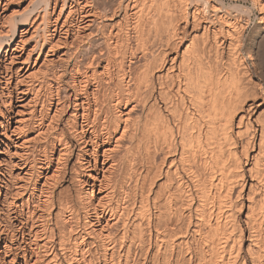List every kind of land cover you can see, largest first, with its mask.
I'll return each instance as SVG.
<instances>
[{"label": "bare ground", "instance_id": "1", "mask_svg": "<svg viewBox=\"0 0 264 264\" xmlns=\"http://www.w3.org/2000/svg\"><path fill=\"white\" fill-rule=\"evenodd\" d=\"M0 264H264V0H0Z\"/></svg>", "mask_w": 264, "mask_h": 264}, {"label": "rangeland", "instance_id": "2", "mask_svg": "<svg viewBox=\"0 0 264 264\" xmlns=\"http://www.w3.org/2000/svg\"><path fill=\"white\" fill-rule=\"evenodd\" d=\"M249 5L251 6V4L249 3ZM253 17H254V15H253Z\"/></svg>", "mask_w": 264, "mask_h": 264}]
</instances>
